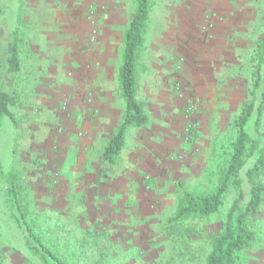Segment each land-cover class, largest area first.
Masks as SVG:
<instances>
[{
  "label": "rangeland",
  "instance_id": "rangeland-1",
  "mask_svg": "<svg viewBox=\"0 0 264 264\" xmlns=\"http://www.w3.org/2000/svg\"><path fill=\"white\" fill-rule=\"evenodd\" d=\"M136 6L0 0V58L16 41L21 59L0 82L16 98L14 120L0 117V264H44L20 213L68 264H205L254 185L263 191L248 220L249 264H264V166L248 174L250 149L217 213L174 220L184 191L213 193L223 182L252 100L262 115L258 126L256 111L250 118L248 148L264 142V0H153L137 81L148 121L130 126L108 161L125 115L120 71Z\"/></svg>",
  "mask_w": 264,
  "mask_h": 264
},
{
  "label": "trees",
  "instance_id": "trees-1",
  "mask_svg": "<svg viewBox=\"0 0 264 264\" xmlns=\"http://www.w3.org/2000/svg\"><path fill=\"white\" fill-rule=\"evenodd\" d=\"M153 0H137L134 17L125 33V45L123 63L120 71V81L123 97L126 102L125 115L117 131L108 141L103 155L108 161H113L121 152L127 129L132 126H141L148 121L143 104L137 95L138 81V59L146 42L147 26ZM261 59L264 61V32L259 46ZM21 70V59L16 41L9 42L6 46L4 56L0 58V82L5 75H14ZM260 88L259 78L254 84V93ZM16 104L13 87L10 91L0 89V117L9 116L14 120L11 107ZM256 111L260 124L262 115L261 103L252 100L238 119V136L234 144V151L226 170L223 182L213 193L199 195L184 191L174 220L179 222L190 216L209 217L217 213L223 205L224 196L227 193L230 181L238 175L245 165L247 151L255 152L257 157L255 165L248 174L264 166V142L259 144L252 142L248 132V123ZM1 167V165H0ZM262 186L254 185L249 200L241 204L243 195L232 205L224 228L214 234L212 251L208 255L205 264H249L248 248L255 240V232L248 226L249 216L255 212L262 201ZM11 192H14L11 189ZM25 214L16 215V220L26 235L27 245L35 250L43 258L44 264H68L60 255L48 248L45 243L33 232L25 221Z\"/></svg>",
  "mask_w": 264,
  "mask_h": 264
},
{
  "label": "crops",
  "instance_id": "crops-1",
  "mask_svg": "<svg viewBox=\"0 0 264 264\" xmlns=\"http://www.w3.org/2000/svg\"><path fill=\"white\" fill-rule=\"evenodd\" d=\"M164 14H167V12L164 11ZM165 16H167V15H165ZM167 30H168V29H167ZM167 30H165L164 32H161V33H162V34H161V38L164 36V34L167 32ZM161 31H162V30H161ZM159 37H160V35H159ZM163 43L165 44V43H166V40H164ZM159 45H160V46H163L162 43H159ZM149 50H150V48L147 49V52H148ZM147 52H146V53H147Z\"/></svg>",
  "mask_w": 264,
  "mask_h": 264
}]
</instances>
